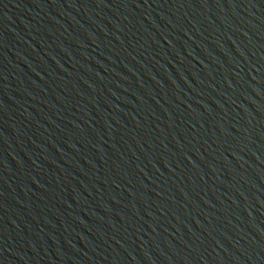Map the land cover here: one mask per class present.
I'll use <instances>...</instances> for the list:
<instances>
[{
    "label": "water",
    "instance_id": "obj_1",
    "mask_svg": "<svg viewBox=\"0 0 264 264\" xmlns=\"http://www.w3.org/2000/svg\"><path fill=\"white\" fill-rule=\"evenodd\" d=\"M0 264H264V0H0Z\"/></svg>",
    "mask_w": 264,
    "mask_h": 264
}]
</instances>
